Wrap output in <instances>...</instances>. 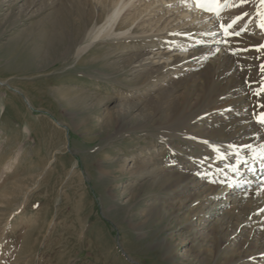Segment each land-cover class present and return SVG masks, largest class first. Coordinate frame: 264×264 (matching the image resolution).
<instances>
[{"label":"rangeland","instance_id":"1","mask_svg":"<svg viewBox=\"0 0 264 264\" xmlns=\"http://www.w3.org/2000/svg\"><path fill=\"white\" fill-rule=\"evenodd\" d=\"M0 1V264H225L237 255L243 237L217 253L191 229L197 210L186 194L141 175L143 156L154 165L191 156L184 141L167 147L152 136L157 116L144 127L121 117L145 75L132 71L138 49L128 44H144L108 37L76 55L119 0ZM258 4L228 11L255 26ZM140 9L120 15L119 32ZM155 15L127 34L161 29ZM135 107L130 116L142 119Z\"/></svg>","mask_w":264,"mask_h":264},{"label":"bare ground","instance_id":"2","mask_svg":"<svg viewBox=\"0 0 264 264\" xmlns=\"http://www.w3.org/2000/svg\"><path fill=\"white\" fill-rule=\"evenodd\" d=\"M136 7L141 9L133 22L119 32L117 19ZM112 9L76 55L108 37L143 43L140 47L128 44L138 49L130 63L132 71L145 75L133 87L142 93L138 102L121 117L129 116V122L144 127L152 115L157 116L160 119L152 136L167 147L184 141L191 155L179 154L182 161L161 160L155 165L151 159L143 162V156L141 175L155 178L168 193L186 194L188 207L197 210L191 229L196 228L193 231L217 253L228 244L232 251L235 241L244 238L237 255L226 253L225 264H264V126L257 123L264 111L258 106L264 104V94H254L264 83L260 71L264 49L256 51L264 44V34L245 17L236 28L247 25V31L226 38L220 24L231 23L239 11L227 9L221 23L210 21L213 16L197 9L192 0H119ZM156 13L163 14L154 23L164 24L161 29L147 27L138 35L127 34L135 22L143 24L159 16ZM138 103L143 106L140 112L146 113L142 119L130 116L139 110ZM115 114L107 113V126ZM121 131L122 126L117 129ZM166 168L171 171L165 172ZM121 170L127 169L123 166ZM218 197L223 199L216 205ZM228 206L231 209L226 212Z\"/></svg>","mask_w":264,"mask_h":264},{"label":"snow or ice","instance_id":"3","mask_svg":"<svg viewBox=\"0 0 264 264\" xmlns=\"http://www.w3.org/2000/svg\"><path fill=\"white\" fill-rule=\"evenodd\" d=\"M246 2L247 0H239V3H232V0H192V3L195 5L197 9L203 12L210 13L217 19L221 18V13L223 11L233 7H240ZM249 15H250L249 13H242L240 16L233 18L231 23H228L226 25L221 23L220 28L224 33L225 37L226 38H230L232 36L239 37L245 31H247V25H245L242 29H237L236 25L239 23L240 20L244 19V17ZM255 17H256L255 22L257 28H259L261 33L264 34V0H259V7L255 13ZM261 49H264V44L259 45L256 48V51H260ZM240 50L241 49H238L237 51ZM242 50H246V49H242ZM231 54L236 55V51H233ZM260 71L261 73H264V64L260 66ZM254 94L257 96L264 94V83L261 84L259 91L255 92ZM258 106L264 108V104H260ZM257 123L264 126V111H261L257 116Z\"/></svg>","mask_w":264,"mask_h":264}]
</instances>
